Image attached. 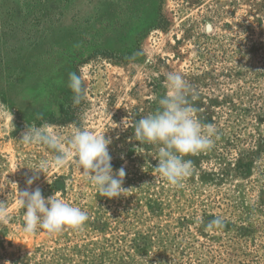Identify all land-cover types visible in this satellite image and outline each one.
Returning a JSON list of instances; mask_svg holds the SVG:
<instances>
[{"label":"rangeland","instance_id":"374dc122","mask_svg":"<svg viewBox=\"0 0 264 264\" xmlns=\"http://www.w3.org/2000/svg\"><path fill=\"white\" fill-rule=\"evenodd\" d=\"M72 72L87 89L78 105ZM168 73L218 133L185 157L183 188L152 171L158 147L123 123L156 109ZM28 125L64 142L74 127L104 134L129 191L101 197L71 159L34 173L53 153L21 141ZM59 177V197L88 221L25 236L17 187L47 198ZM0 203L12 217L0 224V264H264V0H0ZM214 218L224 227L208 229Z\"/></svg>","mask_w":264,"mask_h":264},{"label":"clouds","instance_id":"9594fccd","mask_svg":"<svg viewBox=\"0 0 264 264\" xmlns=\"http://www.w3.org/2000/svg\"><path fill=\"white\" fill-rule=\"evenodd\" d=\"M68 87L73 93V105L80 104L87 91L83 77L76 72L69 73ZM188 87L181 74L168 73L167 90L158 99L156 109L138 120L126 118L123 122L125 129H133L134 139L141 145L158 147L155 158L158 165L152 171L174 188H183L185 179L192 175L193 162L185 157L210 149L213 138H218L215 124L204 123L196 115V97L189 98ZM21 141L52 150V160H41L37 170H32L36 174H45L49 167L62 168L71 159L101 197L111 200L129 191L122 186L126 176L124 167L113 171L108 151L111 140L104 134L74 127L70 138L64 142L47 125H28ZM135 151L144 152V148ZM37 178L30 177L27 184L31 186ZM17 191V203L24 209L22 230L27 237L38 235L40 230L49 236L59 235L66 229L79 231L89 219L87 212L60 198L59 192L45 198L39 188L19 191L17 187ZM7 207V203H0V224H7L12 219ZM213 227L223 228L222 219L208 221L207 228Z\"/></svg>","mask_w":264,"mask_h":264},{"label":"trees","instance_id":"16d2710c","mask_svg":"<svg viewBox=\"0 0 264 264\" xmlns=\"http://www.w3.org/2000/svg\"><path fill=\"white\" fill-rule=\"evenodd\" d=\"M52 188H53L54 191H57V192H62L63 191L64 184H63V181H62V179L60 177L53 181Z\"/></svg>","mask_w":264,"mask_h":264}]
</instances>
